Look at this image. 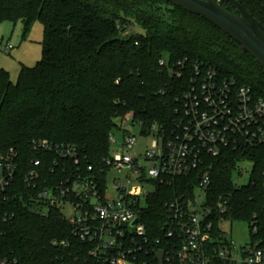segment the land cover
<instances>
[{
	"label": "trees",
	"instance_id": "1",
	"mask_svg": "<svg viewBox=\"0 0 264 264\" xmlns=\"http://www.w3.org/2000/svg\"><path fill=\"white\" fill-rule=\"evenodd\" d=\"M237 1L264 25L263 0ZM223 6L234 12L230 4ZM7 20L22 21L26 32L36 21L44 27L43 57L36 66H23L17 82L0 67V153L18 152L22 195L0 200L2 210L14 213L0 222V255L16 258L17 264H71L84 246L60 210L43 217L24 206V175L33 159L42 161L45 178L58 182L77 168L86 173L89 165L97 173L110 154L111 133L129 113L145 130L157 124L170 131L190 72L177 77L160 66L161 58L168 56L171 64L187 59L188 69L203 62L264 98V68L213 24L167 0H0V22ZM134 24L147 37L127 38ZM42 144L71 146L79 167ZM212 162L208 200L228 198V217L258 225L263 237L262 161L256 182L242 187L233 183L230 153ZM197 181L192 174L155 184L141 215L151 246L164 238L166 203L192 195ZM54 240L70 245L55 246Z\"/></svg>",
	"mask_w": 264,
	"mask_h": 264
},
{
	"label": "built area",
	"instance_id": "2",
	"mask_svg": "<svg viewBox=\"0 0 264 264\" xmlns=\"http://www.w3.org/2000/svg\"><path fill=\"white\" fill-rule=\"evenodd\" d=\"M12 48L10 45L7 49ZM187 61L171 64L168 56L159 61L161 67L177 77L190 72L181 107L177 109L179 115L170 131L157 124L145 130L142 122L135 121L129 113L120 125L123 129L120 150L110 151L97 173L89 165L86 173L77 168L66 180L53 182L42 175L40 159L31 161L32 166L24 175L23 204L43 217L53 209L60 210L72 225L74 237L84 245L71 264H159L157 255L161 251L163 264H264V236L259 235L258 225L246 223L249 241L240 244L224 230L226 222L238 221L228 217L232 209L230 200H208L212 161L227 153L235 161L233 174L242 176L247 172L242 164H253L249 182L241 185L233 182L236 187L256 182L259 160L264 187V98L256 96L247 85L221 77L203 62L197 61L188 69ZM130 126L139 127L143 137H153L151 146L132 153L137 138L128 131ZM116 143L112 132L110 144ZM41 146L55 149L64 159H74V165L79 167L76 150L71 146ZM18 156L14 149L0 153L1 201L9 196L22 198L16 182L20 169ZM62 168L66 172L67 166ZM115 169H128V177L109 183ZM192 174L198 180L192 195L166 203L161 225L164 238L152 241L151 246L141 215L155 184ZM68 206L76 212L71 218L63 213ZM13 216L14 213L0 208V222ZM136 220L138 223L134 224ZM52 243L70 245L68 241ZM0 264H17V259L0 255Z\"/></svg>",
	"mask_w": 264,
	"mask_h": 264
},
{
	"label": "rangeland",
	"instance_id": "3",
	"mask_svg": "<svg viewBox=\"0 0 264 264\" xmlns=\"http://www.w3.org/2000/svg\"><path fill=\"white\" fill-rule=\"evenodd\" d=\"M43 40H44V27L40 21H36L29 32L25 31V24L22 21L13 23L12 21L0 22V67L7 70L13 82H17L23 66L34 67L43 57ZM10 45L12 49H7ZM121 125V120H118ZM128 131L137 138V144L132 150L143 151L145 148L150 147L153 137H143L140 134L139 127H128ZM117 143L111 146V152L120 150L123 141V129L116 128L113 131ZM252 163L242 164V168L247 170L242 176L236 172L233 174V182L237 185L247 184L249 182L250 170ZM129 175L128 169L113 170L108 179L109 183L115 180H125ZM135 179V175L131 176ZM113 189H110L112 192ZM67 218H71L76 214L74 209L70 206L63 210ZM227 236L240 244L249 241V228L246 223L233 221L226 222L224 227Z\"/></svg>",
	"mask_w": 264,
	"mask_h": 264
},
{
	"label": "water",
	"instance_id": "4",
	"mask_svg": "<svg viewBox=\"0 0 264 264\" xmlns=\"http://www.w3.org/2000/svg\"><path fill=\"white\" fill-rule=\"evenodd\" d=\"M176 7L199 16L237 42L244 51L250 54L256 62L264 68V25L248 12L237 0H167ZM264 1V0H263ZM223 3L230 4L235 13L223 7ZM127 38L147 37L145 29L137 24L129 28ZM138 220L134 222L137 224ZM159 264H163L164 253L157 255Z\"/></svg>",
	"mask_w": 264,
	"mask_h": 264
},
{
	"label": "flooded vegetation",
	"instance_id": "5",
	"mask_svg": "<svg viewBox=\"0 0 264 264\" xmlns=\"http://www.w3.org/2000/svg\"><path fill=\"white\" fill-rule=\"evenodd\" d=\"M223 4H227V3H223ZM224 7V6H223ZM230 11V10H229ZM236 11H235V9H234V13H235Z\"/></svg>",
	"mask_w": 264,
	"mask_h": 264
}]
</instances>
